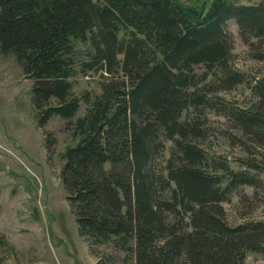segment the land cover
<instances>
[{"label":"trees","instance_id":"obj_1","mask_svg":"<svg viewBox=\"0 0 264 264\" xmlns=\"http://www.w3.org/2000/svg\"><path fill=\"white\" fill-rule=\"evenodd\" d=\"M228 20L264 60V0H0V54L32 81L39 128L76 115L77 71L101 78V92L70 123L75 143L61 177L78 232L131 250L136 264L264 255V219L230 223L222 206L241 186L264 192L263 159L240 157L234 168L204 142L214 112L234 129L230 139L264 158V77L243 105L216 94L243 82ZM44 134L49 151L54 140Z\"/></svg>","mask_w":264,"mask_h":264},{"label":"rangeland","instance_id":"obj_2","mask_svg":"<svg viewBox=\"0 0 264 264\" xmlns=\"http://www.w3.org/2000/svg\"><path fill=\"white\" fill-rule=\"evenodd\" d=\"M198 1L202 0L180 3L193 5ZM236 1L249 4L262 0ZM225 29L232 39L231 64L239 69L243 82L216 94L243 105L252 99L250 87L255 80L264 77V60L253 57L235 21L228 20ZM71 79L73 92L81 99L76 115L69 120L53 116L39 128L31 101L32 81L13 55L0 54V264H136L131 250H122L114 242H94L78 232L61 177L62 154L75 143L70 123L86 113V99L90 101L101 92V78L77 71ZM207 115L204 142L211 152L226 157L234 168L239 167L240 157L264 162L260 152L249 155L238 141L229 138L235 131L224 116L214 112ZM44 132H50L54 140L49 151ZM163 143L162 164L171 145L170 141ZM260 177L264 179V174ZM253 193L254 188L247 186L232 192L230 200L222 203L225 219L230 223L249 217L264 219V192ZM245 264H264V255L247 252Z\"/></svg>","mask_w":264,"mask_h":264}]
</instances>
